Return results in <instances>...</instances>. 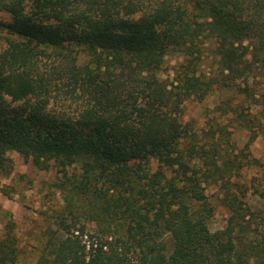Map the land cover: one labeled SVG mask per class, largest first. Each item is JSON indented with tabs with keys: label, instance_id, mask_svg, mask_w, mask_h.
<instances>
[{
	"label": "trees",
	"instance_id": "16d2710c",
	"mask_svg": "<svg viewBox=\"0 0 264 264\" xmlns=\"http://www.w3.org/2000/svg\"><path fill=\"white\" fill-rule=\"evenodd\" d=\"M0 10L10 16L0 20V170L10 150L38 167L78 163L82 192L125 222L123 236L64 227L34 264H264V193L252 191L259 207L229 190L238 159L216 142L181 146L192 134L179 120L184 99L209 87L190 68L208 19L222 72L242 76L248 54L264 66V0H0ZM174 49L185 61L166 87L158 70ZM99 179L117 194L88 186ZM217 183L228 216L210 230L205 185ZM0 264H17L11 245L0 243Z\"/></svg>",
	"mask_w": 264,
	"mask_h": 264
},
{
	"label": "rangeland",
	"instance_id": "374dc122",
	"mask_svg": "<svg viewBox=\"0 0 264 264\" xmlns=\"http://www.w3.org/2000/svg\"><path fill=\"white\" fill-rule=\"evenodd\" d=\"M0 20L9 21V14L0 10ZM204 26L206 36L197 40L190 68L200 80L209 82V87L202 97L192 94L182 103L179 120L188 124L192 136L181 146L191 141L196 146L216 142L223 153L240 162L239 167L231 169L229 190L240 188L248 204L262 207L252 191L264 193V66L248 54L242 76L222 72L215 51L216 28L211 19ZM184 61L179 50L165 54L158 77L166 87ZM57 106L54 102L50 105ZM7 156L8 171L0 170V243L14 248L17 264H34L46 255L64 236V227L82 230L86 236L106 231L123 236L122 217L104 212L100 200L82 192L80 164L60 170L52 162L45 167L35 166L15 151H8ZM156 167L157 162L151 160L149 170ZM218 184L205 185L211 210L206 224L210 230L222 228L228 216L223 201L225 189ZM88 186L101 188L106 195L117 194L106 191L107 184L101 179L92 180ZM161 238L169 252V235L164 232Z\"/></svg>",
	"mask_w": 264,
	"mask_h": 264
}]
</instances>
